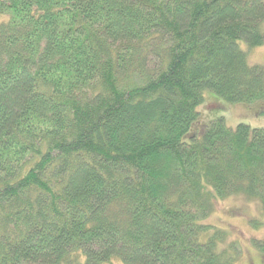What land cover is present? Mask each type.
Listing matches in <instances>:
<instances>
[{
    "label": "trees",
    "instance_id": "1",
    "mask_svg": "<svg viewBox=\"0 0 264 264\" xmlns=\"http://www.w3.org/2000/svg\"><path fill=\"white\" fill-rule=\"evenodd\" d=\"M0 264H236L203 222L264 213V0H0ZM263 255L264 240L254 241Z\"/></svg>",
    "mask_w": 264,
    "mask_h": 264
},
{
    "label": "rangeland",
    "instance_id": "2",
    "mask_svg": "<svg viewBox=\"0 0 264 264\" xmlns=\"http://www.w3.org/2000/svg\"><path fill=\"white\" fill-rule=\"evenodd\" d=\"M6 19V15L0 14V23ZM260 29L264 32V20L260 22ZM238 44L251 64L264 66V45L249 48L244 41H239ZM198 112L203 124L223 118L224 124L231 129L238 124H245L251 129L264 128V101L253 105L228 104L206 91ZM203 222L225 233L226 243L220 244V249L227 248L228 243L234 244L236 264H263V255L254 241L264 240V213L255 201L240 196L218 200L213 211ZM103 264H121V260L112 258Z\"/></svg>",
    "mask_w": 264,
    "mask_h": 264
}]
</instances>
